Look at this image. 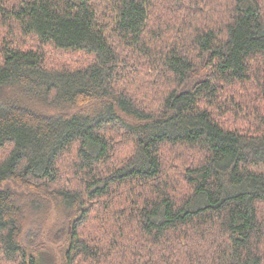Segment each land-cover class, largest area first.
<instances>
[{
    "label": "trees",
    "instance_id": "16d2710c",
    "mask_svg": "<svg viewBox=\"0 0 264 264\" xmlns=\"http://www.w3.org/2000/svg\"><path fill=\"white\" fill-rule=\"evenodd\" d=\"M0 264H264V0H0Z\"/></svg>",
    "mask_w": 264,
    "mask_h": 264
},
{
    "label": "rangeland",
    "instance_id": "374dc122",
    "mask_svg": "<svg viewBox=\"0 0 264 264\" xmlns=\"http://www.w3.org/2000/svg\"><path fill=\"white\" fill-rule=\"evenodd\" d=\"M50 56V55H49ZM54 222V220L50 218V220L48 221L47 225L50 227L52 225V223ZM54 251H55V257H57V261H62V259H60V247L61 244H55L52 246Z\"/></svg>",
    "mask_w": 264,
    "mask_h": 264
}]
</instances>
